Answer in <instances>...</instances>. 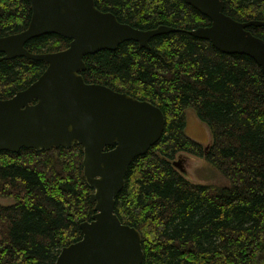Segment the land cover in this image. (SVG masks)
Masks as SVG:
<instances>
[{"label":"trees","instance_id":"16d2710c","mask_svg":"<svg viewBox=\"0 0 264 264\" xmlns=\"http://www.w3.org/2000/svg\"><path fill=\"white\" fill-rule=\"evenodd\" d=\"M102 10L140 28L180 29L125 40L84 56L89 82L160 106V139L129 164L116 197L120 219L140 232L141 264H260L264 257V72L244 53H227L191 28L210 18L185 0H95ZM236 19L264 20V0H224ZM28 0H0V19L26 25ZM10 22V23H8ZM3 25V24H2ZM1 25V26H2ZM9 26V25H8ZM264 38V25H249ZM69 38L46 33L32 51L64 48ZM46 62L19 56L0 61V96L28 86ZM191 108L207 125L204 143L187 132ZM179 152L205 158L227 182L194 181L173 160ZM83 146L0 150V264H52L62 246L82 236L93 187L83 171Z\"/></svg>","mask_w":264,"mask_h":264},{"label":"water","instance_id":"95a60500","mask_svg":"<svg viewBox=\"0 0 264 264\" xmlns=\"http://www.w3.org/2000/svg\"><path fill=\"white\" fill-rule=\"evenodd\" d=\"M28 1V26L1 36L0 50L5 58L25 56L48 64L28 86L10 97L0 96V150L70 147L76 142L83 146V171L93 187L94 212L80 222L82 236L62 246L52 264H141V234L120 219L115 203L129 164L160 139L165 114L150 100L87 81L81 71L87 53L115 49L131 39L149 47L153 36L180 28H140L100 9L95 0ZM185 1L210 18L209 24L191 28V34L227 53L250 55L264 72V38L247 28L264 25V20L234 18L224 11V0ZM51 32L69 38V44L48 52L25 46L30 38ZM180 160L178 156L173 164L186 172Z\"/></svg>","mask_w":264,"mask_h":264},{"label":"rangeland","instance_id":"374dc122","mask_svg":"<svg viewBox=\"0 0 264 264\" xmlns=\"http://www.w3.org/2000/svg\"><path fill=\"white\" fill-rule=\"evenodd\" d=\"M186 128L189 134L202 141L204 145L208 146L207 144L211 139L210 131L207 125L196 115L195 111L191 108L187 110ZM183 153L187 157L186 173L192 180L219 184L227 182L226 177L205 158L187 152ZM178 154L175 158H177ZM0 201H8V199L0 196ZM260 264H264V257L262 258Z\"/></svg>","mask_w":264,"mask_h":264},{"label":"flooded vegetation","instance_id":"af4514ba","mask_svg":"<svg viewBox=\"0 0 264 264\" xmlns=\"http://www.w3.org/2000/svg\"><path fill=\"white\" fill-rule=\"evenodd\" d=\"M30 3V2H29ZM30 6H31V4H30ZM30 17H31V15H30ZM30 17H29V19H28V21H27V23H26V25H24V26H21L20 28H17V29H15V27L16 26H11L10 27V22H8V23H10V24H8L7 26H4V24L5 23H7V21H5L4 19H0V37L1 36H5V35H9V34H12V33H15V32H18V31H20V30H23V29H25L27 26H28V24H29V22H30ZM3 24V25H2ZM2 25V26H1ZM51 33H54V32H51ZM42 34H46V33H42ZM42 34H40V35H42ZM48 34V33H47ZM61 35V34H60ZM37 36H39V35H37ZM34 37H36V36H34ZM33 38V37H32ZM32 38H30L29 40H31ZM29 40H27L26 42H25V46L30 50V51H32V47H31V45H29ZM69 41H70V39H69ZM60 49H62V48H60ZM56 50H58V49H56ZM52 51H55V50H52ZM34 52V51H33ZM41 52H48V51H41ZM5 55V52L4 51H2V50H0V61L1 60H3V59H11V58H15V57H19V56H14V57H11V58H5V57H3ZM31 59H33V58H31ZM43 60V59H42ZM45 61V60H44ZM46 62V65H45V67H44V69L46 68V66H47V61H45ZM44 71V70H43ZM42 71V72H43ZM34 81V80H33ZM17 92V91H16ZM12 96V95H11ZM8 97H10V96H8ZM206 148H207V146H206ZM178 156L181 158V160H180V166H183V168H185L186 169V156L184 155V153L183 152H180L179 154H178ZM177 156V157H178ZM189 156V155H188Z\"/></svg>","mask_w":264,"mask_h":264}]
</instances>
